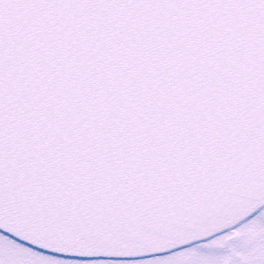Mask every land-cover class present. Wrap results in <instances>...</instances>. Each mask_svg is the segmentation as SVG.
Segmentation results:
<instances>
[{"label": "snow or ice", "instance_id": "1", "mask_svg": "<svg viewBox=\"0 0 264 264\" xmlns=\"http://www.w3.org/2000/svg\"><path fill=\"white\" fill-rule=\"evenodd\" d=\"M0 264H264V0H0Z\"/></svg>", "mask_w": 264, "mask_h": 264}]
</instances>
